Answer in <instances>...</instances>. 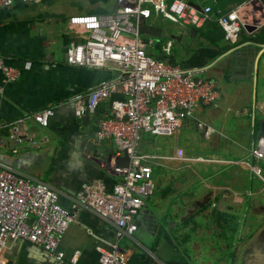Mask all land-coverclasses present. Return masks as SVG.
<instances>
[{"label": "crops", "instance_id": "0c3cea01", "mask_svg": "<svg viewBox=\"0 0 264 264\" xmlns=\"http://www.w3.org/2000/svg\"><path fill=\"white\" fill-rule=\"evenodd\" d=\"M239 5H229L227 10ZM116 7L115 0H41L39 3L15 1L9 8L0 9V57L18 71V76L9 82L4 81L0 71V123H12L45 108L55 111L48 128L27 123L25 130L30 136L24 143L15 145L6 136L2 138L0 167L51 186L59 195V205L66 210H72L73 199L84 186L101 183L105 192H111L120 180L102 168L105 160L116 155L118 146L97 135L100 121L110 115L113 101L120 96L104 101L94 113L82 118L75 116L77 98L85 100L93 88L117 78L119 72L112 65L91 68L67 62L69 45L86 39L84 31L69 23L70 17L110 13ZM245 12V17L258 18L262 14L252 7H247ZM187 28L188 35L191 28ZM245 42L264 43V24L251 35L243 30L235 46ZM160 47L149 52L158 60L201 72L202 77L215 79L219 84L220 79L224 80V91L218 87L221 100L209 107L196 108L194 118L183 120L175 134L141 135L137 150L160 157L150 164L152 177L156 169L165 172L152 179L154 189H163L162 199L153 190L143 200L137 216L142 225L133 238L120 244L128 253V264H156V259L163 264H264V253L258 244L247 249L264 229V205L259 202V196L264 200V186L246 182L245 176L260 180L252 178L246 167L237 164L249 158L252 146L264 136V129L261 131L264 121L260 117L262 121L256 123L254 114L264 106L262 95L258 96L264 87V53L257 60L256 73L249 63L255 55L250 48L223 58L205 71L206 66L228 50L208 44L198 33L182 50L181 61L172 51L166 56ZM234 112L250 123L253 136L258 130V136L248 147L240 148L239 160L225 161L216 155L225 153L224 143L230 139L209 118ZM198 120L206 123L209 131L199 129ZM164 137L174 139L163 140ZM182 138L186 146L181 144ZM160 141L166 144L165 148ZM179 149L191 161L175 159ZM166 201L170 202L168 208L156 215V209ZM249 215L252 217L247 218ZM88 231L102 241L113 238V230L105 222L83 210L59 245V252L65 257L63 263H57L38 247L15 242L8 244L0 264H71L74 256H77L76 264H99L97 242Z\"/></svg>", "mask_w": 264, "mask_h": 264}, {"label": "built area", "instance_id": "2783aa9c", "mask_svg": "<svg viewBox=\"0 0 264 264\" xmlns=\"http://www.w3.org/2000/svg\"><path fill=\"white\" fill-rule=\"evenodd\" d=\"M15 1L39 3L41 0H0V9L9 8ZM115 1L117 7L113 12L70 17L69 23L84 31L86 39L69 45L67 62L91 68L112 65L119 72L117 78L105 80L93 88L85 100L78 97L75 116L82 118L87 113H94L104 101L114 95L120 96L113 101L110 115L100 121L97 131L99 138L110 139L118 146L116 155L105 160L102 168L120 180L111 192H105L101 183L84 186L75 195L72 210H66L59 205V195L51 186L0 167V257L9 243L24 242L42 249L57 263H63L65 257L59 252V245L67 229L76 224L78 213L85 210L113 230V238L107 242L88 231L97 242L98 263L128 264V253L120 244L133 238L138 230L136 220L144 205L143 197H149L154 190L150 164L160 159L137 150L141 133L173 135L183 120L194 118L196 108L212 106L222 98L215 79L204 78L201 72L182 69L155 58L149 52L154 37L141 35L139 26L152 17L153 11L180 24L181 28L199 30L210 22H218L225 32V41L237 44L246 27H260L254 25L252 15L245 17L249 3L256 1L264 14V0H249L225 13L214 12L216 0ZM171 48L168 41L160 50L168 56ZM0 71L5 82L18 76L17 69L6 64L2 57ZM259 113L264 121V106ZM54 114V109L45 108L12 123H0V144L4 136L12 144L24 143L30 136L25 130L27 123L48 128ZM197 125L201 130L210 129L200 120ZM123 152L129 159L127 167L119 165ZM175 159L191 161L183 149L177 151ZM260 163L264 167V136L252 146L248 159L237 162L264 183ZM76 261L77 256H74L70 263L76 264ZM156 264L163 262L156 259Z\"/></svg>", "mask_w": 264, "mask_h": 264}, {"label": "rangeland", "instance_id": "374dc122", "mask_svg": "<svg viewBox=\"0 0 264 264\" xmlns=\"http://www.w3.org/2000/svg\"><path fill=\"white\" fill-rule=\"evenodd\" d=\"M147 24L149 27L153 26V27L159 28L163 31L161 38H154L153 39V41H154L153 47L154 48H156V47L158 48L159 46H165L168 43V41H170L171 45H172L170 52L172 51V54L176 57L177 60L181 61L182 58L184 59L182 50L190 42V37L186 33V30L188 29L187 27H185V28L179 27L180 24L176 25V24H174V22L168 21L162 15L157 13L156 11L152 12V17L147 21ZM172 37H175V38L180 37L181 40L176 41ZM218 79H220V78H218ZM224 84H225L224 80L220 79V84L218 81V85H219L218 87L221 88L222 91H224V88H223ZM263 88H262V90H263ZM261 91H260V93H258V96L262 95L261 97L264 100V93H261ZM254 114H255L256 123H259V121H262V119L260 118L261 116H259L260 114L258 113L257 109L255 110ZM204 117H208V115H205ZM209 119H211V122H213L219 130L223 129L224 133L230 139L229 142L224 143V149H226L225 153L221 152L220 154L216 155V157H218L222 160L223 159L225 161L239 160L241 157L240 148L241 147H248L250 145V143L252 142V140L257 138V136H258V130H256V132L253 136L251 134V132H253V130H252L250 123L247 124L244 121H242L240 115L235 114V112L229 113L228 115H225L224 113L217 114V116L215 118H209ZM141 135H145V134L142 133ZM160 138H163V137H160ZM167 138L174 139L172 137H164L163 140H166ZM163 140H161V141H163ZM161 141L159 142V144H161L162 147L165 148L166 144L165 143L163 144V142H161ZM181 144L183 146L187 145L185 143L184 139L181 140ZM193 146L195 149H197V147H198L195 145V143L193 144ZM244 160L245 159L239 160V161H244ZM239 161H237V162H239ZM189 164H193V163H189ZM259 166L262 167L263 176H264L263 164L260 163ZM192 168H195V166H192ZM163 172H165V170L156 169L154 171L153 177H154V175H155V177L161 176L163 174ZM170 174L177 175L176 173H172V172H170ZM153 177L151 174V179H153ZM252 178H255V177L252 176ZM255 179H257V178H255ZM245 181L248 183L251 182L253 184V186H261V185L264 186V183H262L261 181L251 180L250 178H248V176L247 177L245 176ZM195 187H197V183L195 184ZM154 191L156 193V196L159 195L162 199L163 189L157 188V189H154ZM259 197H260L259 202L264 205V200H262L261 196H259ZM169 203H170L169 201H166L163 203V207L157 208L156 209L157 210L156 215H158V213L159 214L163 213L168 208ZM149 207L152 208V205H149ZM250 217H252V216L249 215L247 218H250ZM263 217H264V213H263Z\"/></svg>", "mask_w": 264, "mask_h": 264}, {"label": "water", "instance_id": "95a60500", "mask_svg": "<svg viewBox=\"0 0 264 264\" xmlns=\"http://www.w3.org/2000/svg\"><path fill=\"white\" fill-rule=\"evenodd\" d=\"M190 6L193 9H197L199 10V8L197 6H195L194 4H190ZM249 6L252 7L255 11L257 10H261L259 7H257V2L256 1H252L249 3ZM253 23L255 26H260L259 28L255 29L254 27H246V32L247 34H252L254 31H257L258 29H260L262 27V25L264 24V14H262L260 17L256 18L255 16H253ZM139 31L141 35H145V36H152L154 38H161L163 31L159 28H155V27H149L147 24V21L144 20L142 21L141 25L139 26ZM197 35V31L193 28H191L189 30V36L190 38H195ZM174 39H176L175 37H172ZM245 48H250L253 49V52L255 53L254 58L250 57V64H253V72L256 73V65H257V60L259 59V57L264 53V43H254V42H245V43H241L233 48H231L230 50H228L227 52L223 53L222 55L218 56L211 64H209L208 66H206L204 68V70H209L210 68H212L217 62H219L220 60H222L223 58L229 56V55H236L237 53L243 51ZM264 129V123L261 124V131ZM129 163V159L126 156L125 152L122 153V156L120 157L119 160V165L121 167H127ZM147 197H143V200H145ZM137 226L138 228L142 225V221L141 220H136ZM257 247L260 248V252L264 253V229L262 231H260L252 240V242L250 243V245L247 247L248 250H250L252 247H254L255 245H257Z\"/></svg>", "mask_w": 264, "mask_h": 264}, {"label": "trees", "instance_id": "16d2710c", "mask_svg": "<svg viewBox=\"0 0 264 264\" xmlns=\"http://www.w3.org/2000/svg\"><path fill=\"white\" fill-rule=\"evenodd\" d=\"M216 1H217V5L213 7L214 12L217 13L218 10H221L223 13H225L228 11L227 9L229 5H239L247 0H216ZM196 31L198 35L202 37V39H204L208 44L222 47V49L225 51L235 46V44L227 43L225 41V32L222 29V27L218 24V22H210L206 24L205 27H202L201 29ZM168 64L175 65V63H171V62H169Z\"/></svg>", "mask_w": 264, "mask_h": 264}, {"label": "flooded vegetation", "instance_id": "af4514ba", "mask_svg": "<svg viewBox=\"0 0 264 264\" xmlns=\"http://www.w3.org/2000/svg\"><path fill=\"white\" fill-rule=\"evenodd\" d=\"M188 32V30H186V33ZM189 35V34H188Z\"/></svg>", "mask_w": 264, "mask_h": 264}]
</instances>
